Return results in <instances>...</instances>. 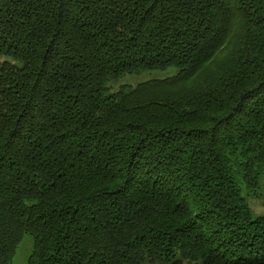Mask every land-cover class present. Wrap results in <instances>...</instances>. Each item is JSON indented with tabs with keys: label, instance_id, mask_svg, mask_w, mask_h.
Returning <instances> with one entry per match:
<instances>
[{
	"label": "trees",
	"instance_id": "trees-1",
	"mask_svg": "<svg viewBox=\"0 0 264 264\" xmlns=\"http://www.w3.org/2000/svg\"><path fill=\"white\" fill-rule=\"evenodd\" d=\"M234 167L257 187L264 0H0V264H264Z\"/></svg>",
	"mask_w": 264,
	"mask_h": 264
},
{
	"label": "rangeland",
	"instance_id": "rangeland-1",
	"mask_svg": "<svg viewBox=\"0 0 264 264\" xmlns=\"http://www.w3.org/2000/svg\"><path fill=\"white\" fill-rule=\"evenodd\" d=\"M174 69L165 71H144L137 75H125L116 82L111 83L112 92H116L120 86L125 85L134 87L138 83L155 80L165 79L175 75ZM236 183L240 187L241 196L246 205L249 207L252 218L264 216V172L258 178V185L255 189L248 188L241 177V172L234 167L233 169ZM32 250V240L28 236H24L22 242L18 245L13 255L11 264H26L27 259Z\"/></svg>",
	"mask_w": 264,
	"mask_h": 264
}]
</instances>
